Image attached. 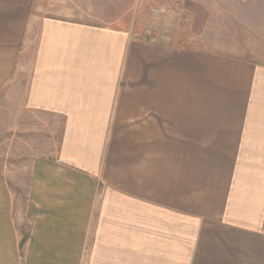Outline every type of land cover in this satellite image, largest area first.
<instances>
[{"label": "crops", "instance_id": "obj_1", "mask_svg": "<svg viewBox=\"0 0 264 264\" xmlns=\"http://www.w3.org/2000/svg\"><path fill=\"white\" fill-rule=\"evenodd\" d=\"M77 1L0 0V100L48 133L0 169V264H264V0L218 50Z\"/></svg>", "mask_w": 264, "mask_h": 264}, {"label": "rangeland", "instance_id": "obj_2", "mask_svg": "<svg viewBox=\"0 0 264 264\" xmlns=\"http://www.w3.org/2000/svg\"><path fill=\"white\" fill-rule=\"evenodd\" d=\"M242 0H78L76 14L99 24L129 30L134 38L155 43L218 50L248 25ZM247 12V13H246ZM0 100V169L23 190L33 155L47 150L41 116L17 118L18 97ZM17 109V108H16ZM17 112V111H16ZM13 114V115H12ZM19 124V129L17 125Z\"/></svg>", "mask_w": 264, "mask_h": 264}]
</instances>
